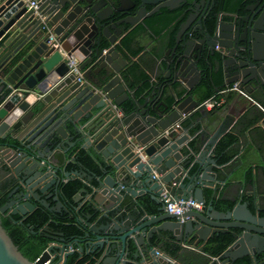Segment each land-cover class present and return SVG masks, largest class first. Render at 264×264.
I'll use <instances>...</instances> for the list:
<instances>
[{
  "label": "water",
  "instance_id": "water-1",
  "mask_svg": "<svg viewBox=\"0 0 264 264\" xmlns=\"http://www.w3.org/2000/svg\"><path fill=\"white\" fill-rule=\"evenodd\" d=\"M29 1L0 0V196L7 199L0 214L25 217L37 207L67 214L57 190L74 178L91 194L83 204L85 187L72 197L74 212L89 206V215L81 219L83 234L67 242L44 227L40 233L45 241L32 243L38 259L34 264H65L72 245L79 257L92 259L100 253L112 257L110 264H128V256L144 257L139 264H147L151 256V264H159V242L187 245L199 253L218 234H229L231 243L209 264H233L244 257L250 264H264L257 260L264 254V210L253 213L241 201L222 212L204 204L202 189L214 192L216 184L230 178L207 152L218 132L205 147L197 143L191 148L183 128L187 113L199 111L193 101L196 84L211 65L202 54L216 46L232 57L221 68L223 82L238 84L245 96L240 95L251 103V94L264 99V0L237 19L235 29L219 17L210 30L189 24L192 41L188 36L169 50V81L154 88L153 100L142 103L128 85L130 62L123 57L128 55L127 34L120 25L130 22L115 20L123 11L119 0H37L35 9L28 7ZM196 1L189 5L208 4ZM143 5L137 11H145ZM69 56L80 75L70 72ZM75 145L89 154L100 174L64 169L66 154ZM162 196L190 198L202 211L171 215ZM147 200L160 204V214L150 216ZM29 231L36 234L34 227ZM33 260L22 256L0 224V264Z\"/></svg>",
  "mask_w": 264,
  "mask_h": 264
},
{
  "label": "crops",
  "instance_id": "crops-1",
  "mask_svg": "<svg viewBox=\"0 0 264 264\" xmlns=\"http://www.w3.org/2000/svg\"><path fill=\"white\" fill-rule=\"evenodd\" d=\"M221 20L226 22L227 18L223 17ZM150 29L146 30L145 27L141 26L133 33L125 30L128 35H126L128 55L123 57L127 63L130 62L129 68L132 78L128 85L139 103H142L144 98L153 100L154 88L161 85L162 82L169 81L164 75L166 72L168 73L166 69L168 66L167 57L170 55L171 45L168 41L165 42L166 40L161 41L159 45L163 34H160L154 28ZM213 67H216V65L213 64ZM201 68L205 70V66ZM214 69L210 73V78L213 81L218 75L221 79V85L213 82L210 86L212 94H216L220 87L222 89L235 84L224 83L221 71L216 72ZM203 74L201 72V75ZM196 85L198 87L193 101L199 103L208 99L204 98L208 87L202 83L199 84V82ZM1 89L0 84V97L3 92ZM183 94H185L184 91L180 93L182 99L186 97V94L184 96ZM251 97L252 103L241 96L240 93L231 92L226 95L220 108L211 111H191L187 113L186 118L183 120V128L190 137L188 144L191 148H194L197 143L198 146L205 147L218 132L213 143L209 145L207 152L216 162V165H219L223 171L230 175V178L225 183L216 184L214 192H211L207 187L202 189L204 204L210 203L211 207L218 212L223 210L215 207L217 206L216 201L237 205L240 201L246 202L245 198H249L251 207L254 209L253 213L257 212L258 209L264 210V99L259 93L251 94ZM156 98H158L157 95ZM186 106L191 105L187 102ZM226 134L234 136L235 141L222 152V155L227 157L228 161L224 164H218L212 152L215 145ZM56 158L61 163L60 157L57 156ZM247 172L251 176L250 181L246 180ZM85 188L88 195L83 196L81 204L91 196L90 188H87V186ZM164 244L172 249L177 248V250L170 255L163 251ZM79 247H82V245L80 244ZM156 249L158 250L157 263L159 264H207L213 259L202 252H193L187 245L180 247L170 242H159ZM93 257L95 258L94 264L112 263L111 256H100V253H97ZM128 257V264H139L141 259L144 260V257L138 259ZM147 257L149 260L147 264H151V256Z\"/></svg>",
  "mask_w": 264,
  "mask_h": 264
},
{
  "label": "trees",
  "instance_id": "trees-1",
  "mask_svg": "<svg viewBox=\"0 0 264 264\" xmlns=\"http://www.w3.org/2000/svg\"><path fill=\"white\" fill-rule=\"evenodd\" d=\"M214 20V16L208 20V24H212ZM155 30L159 28L156 27V24L153 25ZM126 43L127 40H124ZM124 43V44H125ZM128 44L126 43L125 46ZM207 80L202 82L203 85L208 87L204 98H209L212 95V91L210 86L214 82V84H220V77L217 75L215 79H212L206 75ZM221 90V87H220ZM219 91V90H218ZM235 141V137L226 134L224 135L220 141L215 145L213 149V156L216 158L218 164H224L228 161V158L222 155V152L233 142ZM0 144L2 141L0 140ZM67 162L64 164V169L66 171L72 170H85V171H93L97 174H100L99 169L93 164L92 159L90 158L89 154L79 149L78 145L73 146L66 154ZM246 180L250 181L251 176L247 172ZM85 185L83 181L74 178L70 180L64 181L60 184L59 189L57 190V197L59 202L62 206L67 210L66 217L57 215L56 213L48 212L47 210L37 207L34 211L27 214V216H9L6 214H0V224L5 231L6 235L11 239L12 244L17 248V250L27 259L34 258L37 255V251L32 245L34 244H41L45 241L42 237L44 233H40V231L46 227L51 233L60 234L63 240L70 242L73 237L81 236L83 234L82 230V217L88 216L90 213L89 206L83 205L82 207L77 209V212H74L73 209L75 205L72 201V197L77 191L81 188H84ZM247 202L248 209L254 211L252 209L249 198H245ZM6 197L0 196V207L6 203ZM216 208L223 210L225 206H232V203H219L216 201ZM160 204H156L154 202L146 201V210L149 212L150 215H158L160 214L159 211ZM89 212V213H88ZM65 214V213H64ZM261 216H264V212H261ZM95 220V217L91 218V222ZM22 222V223H21ZM29 227H34V231L36 234L30 235L31 232L29 231ZM26 237L30 239V242L26 241ZM231 243V237L229 234H218L213 239L208 240L204 244L201 245L200 252L208 255L211 258H217L221 253L226 249V247ZM164 244L163 251L172 255L173 251L177 250V248H170ZM73 254L67 256L65 264H94L95 258L91 259L89 256H80L75 252L76 247L71 246ZM264 259V254H261L257 257L258 261H262ZM210 263V262H209ZM207 263V264H209ZM251 259L248 257H244L243 259L233 262V264H250ZM217 264V263H212Z\"/></svg>",
  "mask_w": 264,
  "mask_h": 264
},
{
  "label": "flooded vegetation",
  "instance_id": "flooded-vegetation-1",
  "mask_svg": "<svg viewBox=\"0 0 264 264\" xmlns=\"http://www.w3.org/2000/svg\"><path fill=\"white\" fill-rule=\"evenodd\" d=\"M259 1L260 0H208L207 5L204 6L203 3L199 8H193V6L189 5L191 0H119V8L123 11L119 14H115L114 17L115 20L118 21L124 20L130 22L128 25H120L123 29L129 30L130 33L137 31L141 26H145L149 29L151 27V29H153V25L156 24V27L159 28V33L163 34V37L160 40H166L165 42L168 41L172 48L175 46L176 41H180L184 38L188 39V36L192 41L195 34L187 29L189 24L192 25L193 29L201 26L210 30L212 29L216 18L219 17L220 21L228 25L232 24L235 29L236 20L253 12L255 6L259 4ZM141 3L144 4L143 8H145V11L139 12L137 11V7ZM99 6H102V3H100ZM205 8H207V11L202 15V11ZM150 12L152 13L147 16ZM190 12H193V14L190 15ZM211 16H214V20L212 24L209 25L208 20ZM223 17L227 18L226 22L221 20ZM186 32L189 33L187 36L185 35ZM164 34L167 36H164ZM124 40H126V36L124 37L123 42ZM228 55L229 54H225V50L218 46L210 50V52L204 51L202 57H204L211 65H209V70L207 72L203 75H201V73L199 74V84L207 81L204 79H207V74L210 77L213 68H215L214 71L216 72L221 71V67L226 69V66L232 61L231 55ZM169 60L170 56L168 55L167 63ZM216 61L219 62L218 66ZM198 64L199 69H203L201 67L204 65L201 62ZM213 64H215L216 67H213ZM168 76L170 77V74L169 72H166L164 77L169 79ZM194 80L195 78L190 84H194ZM57 215L62 217L65 215L66 217V214L61 212ZM262 261H264V259H262Z\"/></svg>",
  "mask_w": 264,
  "mask_h": 264
},
{
  "label": "built area",
  "instance_id": "built-area-1",
  "mask_svg": "<svg viewBox=\"0 0 264 264\" xmlns=\"http://www.w3.org/2000/svg\"><path fill=\"white\" fill-rule=\"evenodd\" d=\"M36 6H37V0L28 2L29 8L35 9ZM50 40H53L52 36L50 37ZM66 65L68 66L70 72L80 75L77 71L76 60L73 56H69L67 58ZM231 92H235L238 94L240 93L241 95L245 96V94L239 90L238 84H233L232 86L230 85V86H226L222 88L215 95H212L208 99L199 102L196 108L199 110H204V111H211L214 109H218L223 105L226 95ZM161 202L164 205L165 211L175 216H181L183 213L189 210L194 211V212L202 211V206L198 203L196 204L190 198H187L185 200H172L166 196H162ZM180 221L183 222L184 219L180 218ZM69 250L71 251L72 249H69ZM157 256H158V253H157ZM33 259L34 260L30 264H34L36 261H38L36 257ZM45 264H49V261L46 262Z\"/></svg>",
  "mask_w": 264,
  "mask_h": 264
}]
</instances>
